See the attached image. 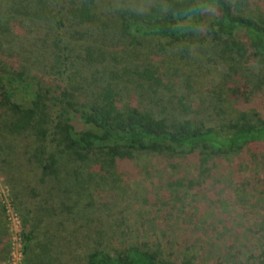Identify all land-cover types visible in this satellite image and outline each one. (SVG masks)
<instances>
[{"label":"trees","instance_id":"obj_1","mask_svg":"<svg viewBox=\"0 0 264 264\" xmlns=\"http://www.w3.org/2000/svg\"><path fill=\"white\" fill-rule=\"evenodd\" d=\"M262 1L0 0V170L24 222L26 264H77L74 251L86 244L66 227L76 194L91 197L101 181L121 179L124 163L154 157L204 172L212 159L264 143L263 87L238 78L239 66L264 61ZM195 37L234 63L216 118L194 119L182 96L184 115L173 120L142 110L140 101L165 83L167 67L156 61L167 52L163 40L189 52ZM152 42L158 52L136 56ZM37 234L44 239L34 255ZM87 251L84 264H198L138 245Z\"/></svg>","mask_w":264,"mask_h":264},{"label":"rangeland","instance_id":"obj_2","mask_svg":"<svg viewBox=\"0 0 264 264\" xmlns=\"http://www.w3.org/2000/svg\"><path fill=\"white\" fill-rule=\"evenodd\" d=\"M259 10L264 12V1L256 5L255 11ZM245 12L254 11L246 6ZM214 14V10L210 11L208 18ZM237 37L246 39L242 32ZM195 39L189 52H184L182 41L170 45L163 40L166 53L158 52L161 45L156 42L135 46L136 56L146 60L152 52H158L156 61L167 67L160 70L165 82L160 95L152 92L145 96L140 101L142 110L160 112L173 120L184 115L178 109L182 96L194 119L209 122L216 118L222 106L218 96H223L226 103L227 75L231 73L229 78L233 80L236 75L231 70L234 63L223 60L205 41ZM177 56L182 59L176 60ZM257 61L239 66L237 75L260 84L264 93V61ZM259 105V109H264V97ZM220 116L228 118L230 112ZM120 172L121 179L109 178L93 187V196L76 194V213L67 219L66 227L79 231L86 244L74 251L77 264H84L87 250L99 245L124 253L138 245L177 262L189 256L198 264H264V143L212 159L204 172L196 164L178 165L154 157L124 163ZM23 174L26 172L22 169L18 175ZM6 176L9 174L0 170V220L2 214L9 241L2 264L9 259L16 239L3 198L8 195L16 208L17 201L11 179ZM33 202L35 199L30 201ZM15 225L17 230L22 229L20 223L14 224V229ZM24 227L23 222V231ZM43 239L38 235L31 241L34 255L40 253L36 244Z\"/></svg>","mask_w":264,"mask_h":264},{"label":"built area","instance_id":"obj_3","mask_svg":"<svg viewBox=\"0 0 264 264\" xmlns=\"http://www.w3.org/2000/svg\"><path fill=\"white\" fill-rule=\"evenodd\" d=\"M3 201L5 203V208L7 211V214L9 216V221L12 223V229L15 232V238L12 244V249L10 252L9 259L7 260L6 264H25L24 262V254H25V243H24V236H23V220L22 217L17 210L13 200L8 196L5 195V199L3 198ZM20 223V227L22 229H16L17 226L14 224ZM18 245V246H17ZM17 247V248H16Z\"/></svg>","mask_w":264,"mask_h":264},{"label":"crops","instance_id":"obj_4","mask_svg":"<svg viewBox=\"0 0 264 264\" xmlns=\"http://www.w3.org/2000/svg\"><path fill=\"white\" fill-rule=\"evenodd\" d=\"M2 213V212H1ZM8 232L6 228L5 219L1 214L0 220V264L3 263L8 252Z\"/></svg>","mask_w":264,"mask_h":264}]
</instances>
